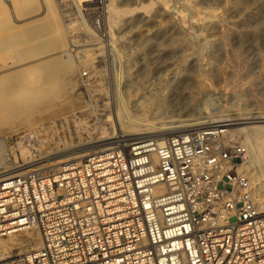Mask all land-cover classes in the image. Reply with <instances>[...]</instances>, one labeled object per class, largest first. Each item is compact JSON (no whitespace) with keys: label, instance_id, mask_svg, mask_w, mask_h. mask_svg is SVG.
Segmentation results:
<instances>
[{"label":"rangeland","instance_id":"374dc122","mask_svg":"<svg viewBox=\"0 0 264 264\" xmlns=\"http://www.w3.org/2000/svg\"><path fill=\"white\" fill-rule=\"evenodd\" d=\"M5 2L16 6L32 0ZM45 3L34 0L28 6L36 10L38 5L36 13L21 18L6 8L10 26L0 31L2 71L18 72L31 64L57 70L55 81H41L39 73H31L18 87L24 89L22 95L16 97L17 102L29 100L31 107L0 114V139L6 140L9 165L39 161L82 142L139 134L144 128L137 121L159 125L151 132L155 133L236 114L264 115V0H49V9ZM107 3L120 12L113 15ZM52 17H57L58 28L47 21ZM33 24L46 29L31 34L40 37L39 43L31 44L38 47L34 57L12 36L15 29L24 34ZM55 28L59 30L54 32ZM55 38L58 46L44 47ZM54 57L61 63L51 61ZM119 121L128 129H120ZM233 135L243 142L242 133ZM22 146L30 150L29 156L22 154ZM103 146L108 145L95 150ZM245 158L240 169L246 174L243 163L250 158ZM44 164L30 166L47 171L62 166ZM253 165L260 184L263 171ZM35 230L0 240H21L9 254L24 251L38 243Z\"/></svg>","mask_w":264,"mask_h":264},{"label":"built area","instance_id":"2783aa9c","mask_svg":"<svg viewBox=\"0 0 264 264\" xmlns=\"http://www.w3.org/2000/svg\"><path fill=\"white\" fill-rule=\"evenodd\" d=\"M116 136L57 169L0 167V237L40 236L0 264H264V209L227 125Z\"/></svg>","mask_w":264,"mask_h":264},{"label":"bare ground","instance_id":"6f19581e","mask_svg":"<svg viewBox=\"0 0 264 264\" xmlns=\"http://www.w3.org/2000/svg\"><path fill=\"white\" fill-rule=\"evenodd\" d=\"M5 1L6 0H0V15L4 16L2 19H0V31H5V30L9 29V26H10V21H9L10 19L8 17L10 14L8 15L6 8H8L9 13H14V14L17 13V15L19 14L18 16H20V18H21V17H24L26 14H28L31 11H35L34 13H36L37 8L39 7L38 5H37L38 6L37 7L35 4H33V5H35L36 10H33V9L30 10L31 7L29 8L28 5H30L31 3H33L34 0H32L31 3H26V2L24 3V2H22L21 5H16V6L12 2L11 3L8 2V4H7V2H5ZM42 1L46 2L45 4L48 5L47 9H49V7H52L51 5H49V0H42ZM107 4L109 5V9H111L113 11V15H114V13L117 14L118 12H120V11H117V9L113 6V4H111V3H107ZM78 7H80V6H78ZM40 9H41V6H40ZM86 9H88V8H86ZM124 11H125V9H124ZM45 14H47V11H46ZM30 16H32V15H30ZM113 17H115V16H113ZM119 17H120V15H119ZM39 18H40V16H39ZM56 18H54V20H53V17H52V20L53 21H51V20H47V21L53 22L55 24V26L58 28L59 24L56 23ZM35 19H37V18H35ZM113 19L111 20V22L113 21ZM32 20L30 19V22ZM44 22H46V21H44ZM50 22H46V23H50ZM41 24H42V22H41ZM57 24H58V26H57ZM34 25L35 24H33V26H32L33 28L29 25L31 27V29H28L27 30L26 28H28V27L25 28L26 30L25 29H22V30H25V32L23 31L24 34H21L19 32V29H15L14 31H12L13 38H17L18 40H20V42H22L23 44H25V46H27V49H28L27 52H29L30 56L32 55V57H34V55L37 56L36 53L38 51L36 52V49H38V47H36L37 45L35 44L36 45L35 46L36 48H35L34 45H31V44H33L35 41H38V39L40 38L39 37L37 39L36 36L33 37L31 35L34 32L36 33V30L40 28V27L38 28L36 25L35 26ZM38 25H40V24H38ZM111 25H112V23H111ZM44 26H45V24H44ZM47 26H50V25H47ZM11 27H10V29H11ZM15 27H17V26H15ZM52 28H54V26ZM57 28L54 29V32H55V30ZM44 29H41V31L44 30ZM48 29H50V28L49 27L47 28V32H48ZM39 30H37V31H39ZM58 30L59 29H57V31ZM40 32H39V36H41L43 34V32H42V34ZM48 33L47 34L45 33V34L48 35ZM59 33H61V32H59ZM6 34H7V32H6ZM51 35H52V33H51ZM54 37H55V35H54ZM41 38H45V37L43 36ZM56 38H55V40H56ZM59 39H60L59 40V45L61 47H63L62 45H63L64 38H63V36H61V34L59 36ZM50 40H52V39H50ZM55 40L50 42L51 45L49 44L47 46L46 45L48 43L47 42L45 44V46L44 45L43 46L44 47H49V48H55V47H52V46H54L56 44L58 46L57 40H56V43H55ZM39 41H38V43H39ZM43 41H44V39H43ZM39 45L42 47L41 44H39ZM61 47H60V50L62 49ZM39 49H41V48H39ZM62 52H64V51H62ZM26 57H28V56H26ZM54 59L56 60V62L59 61V63H61L60 60L57 59V58H55V57L51 61H55ZM25 61H27V60H24V62ZM29 61H31V60H29ZM58 65L59 64H57V66ZM30 66L31 67L28 66V68H22L18 72H15L13 70L10 71V72H5V71H2V68H0L1 69L0 70V114L1 113H4L6 110L9 111V112H11V113H15V112L19 111L21 108H29V107H31L32 102H30L29 100L23 99L20 102H17L18 100L16 99V97L22 95V93H23L22 91L24 90V89L18 88V87L21 86V84L23 83L22 82L23 80H26L27 78H29V75H31V73H33V72H34V74L35 73H39V77H37V78H39V80L41 79V81H45V82L46 81H53V80L55 81L56 80L55 77L57 78V76H56L57 70H44L43 69V68L46 67V64H41V65L40 64L39 65L31 64ZM47 68H49V66ZM182 121H179V122H182ZM215 121H219V122H214L213 124L223 123V124L227 125V129L229 130L231 136H234L233 135V131H235V132L238 131L239 133H242L243 134V136H244L243 142L244 143L242 141L241 142H242V145L245 148L246 155H248L249 158H250V160L248 159V161H245L243 163V168H244V171L246 172L248 178L250 179V181H251V183H252V185L254 187V198H255V202L257 203V206L260 209H264V115H260V114L255 115V114H252L250 116H248V115L247 116H244L242 114H236L233 117H226V116H224V117H218V119H215ZM223 121H229L230 123L223 122ZM135 123H136V125H139L142 128H144V131L143 132H139L138 131L139 132V135L140 134L149 135V134H151L153 128H159V125L157 127V126H155V124H152V123H149V122H145V121H137ZM170 124L172 125L173 123H170ZM207 124H210V123H205L203 125H190L189 127H200V126H204V125H207ZM230 124L233 125V128L231 127ZM119 126H120V129H122V130L128 129V127H129L127 124L121 123L120 121H119ZM169 127H172V126H169ZM232 129H233V131H232ZM176 130H178V129L168 130V131H161V132L171 133V132H174ZM116 137L117 136H112L111 138H103V139H98L96 141L84 142V143L82 142V144L71 145L69 147H66L65 149H57L56 151L52 152L51 154H48V155L44 156L43 159H40L39 161L38 160H35V161H27L28 164H25L23 166H19L20 164H16V165L15 164H12V165H9L8 164L7 161H8V159L10 160V157L9 158L6 157V140L3 141L2 139H0V167H5L6 169H10L11 168L12 171H14V170L21 169L23 167H27V166H30V165H33V164H37V163H40V162H44V161H45V164H46L45 168L48 167V166L53 167V166H57V165H60V164H62V166H63V165H66V164H68L70 162H73V161H79L81 158L89 155L93 150H95L96 147H98V146L100 147V146L105 145V144L108 145V143H110L111 139L116 138ZM103 147H105V146H103ZM21 152L26 157L29 156V154H30V150L27 149V148H25V147H23V146H22ZM245 159L246 158H244L243 160L239 159L237 161L238 167H239V170L240 171H242L240 169V162L244 161ZM253 164H255L256 166L257 165L260 166V169H262V171H263V172L260 171V172L263 173V174L261 173V175H263V182L260 181L261 182L260 184L259 183H256V181L254 179V176L255 175L253 176V173L255 171V168L253 170V166H254ZM257 184H259V186ZM34 235L35 234H31V237H35ZM37 235H38V243L36 245H34V247H39V245H40L39 232L37 233ZM9 236H11V235H9ZM19 241H21V240H18V239H15V238H8L6 241H3L1 239L0 240V258H2L4 256H6L7 254H9V253H7L9 249L14 248L17 245L21 244V242H19Z\"/></svg>","mask_w":264,"mask_h":264}]
</instances>
